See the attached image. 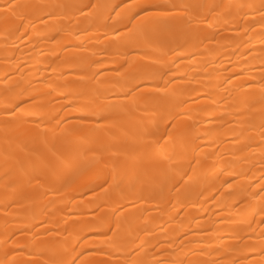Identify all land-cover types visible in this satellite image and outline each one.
Masks as SVG:
<instances>
[{"label": "bare ground", "instance_id": "1", "mask_svg": "<svg viewBox=\"0 0 264 264\" xmlns=\"http://www.w3.org/2000/svg\"><path fill=\"white\" fill-rule=\"evenodd\" d=\"M0 264H264V0H0Z\"/></svg>", "mask_w": 264, "mask_h": 264}]
</instances>
